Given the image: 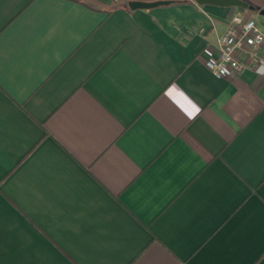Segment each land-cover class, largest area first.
<instances>
[{
    "label": "crops",
    "instance_id": "crops-1",
    "mask_svg": "<svg viewBox=\"0 0 264 264\" xmlns=\"http://www.w3.org/2000/svg\"><path fill=\"white\" fill-rule=\"evenodd\" d=\"M246 1L0 0V264H264V67L208 66Z\"/></svg>",
    "mask_w": 264,
    "mask_h": 264
},
{
    "label": "built area",
    "instance_id": "built-area-1",
    "mask_svg": "<svg viewBox=\"0 0 264 264\" xmlns=\"http://www.w3.org/2000/svg\"><path fill=\"white\" fill-rule=\"evenodd\" d=\"M264 29L254 18L234 14L219 40L218 55L208 61L209 68L219 77L241 73L248 56L255 67H264Z\"/></svg>",
    "mask_w": 264,
    "mask_h": 264
},
{
    "label": "water",
    "instance_id": "water-1",
    "mask_svg": "<svg viewBox=\"0 0 264 264\" xmlns=\"http://www.w3.org/2000/svg\"><path fill=\"white\" fill-rule=\"evenodd\" d=\"M200 5H216L221 7H239L243 9L255 10L256 7L249 4L246 0H195ZM169 1H158V2H137L132 1L129 3L130 8L132 9H144L152 8L158 5L169 4ZM261 14L264 15V10L261 11Z\"/></svg>",
    "mask_w": 264,
    "mask_h": 264
}]
</instances>
